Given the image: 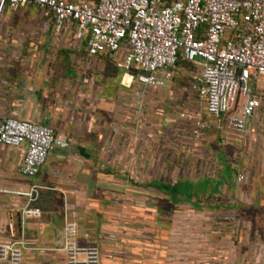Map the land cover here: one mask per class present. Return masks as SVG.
<instances>
[{"label": "crops", "instance_id": "1", "mask_svg": "<svg viewBox=\"0 0 264 264\" xmlns=\"http://www.w3.org/2000/svg\"><path fill=\"white\" fill-rule=\"evenodd\" d=\"M75 32V23L58 27L28 2L16 10L6 8L0 15V122L11 117L44 124L55 137L52 150L33 178L19 172L25 144L12 147L0 143V242L27 243L17 261L0 259V264H83L84 254L56 250L65 243L68 225L73 222L75 243L80 247L95 244L99 264H110L105 251L115 232L118 238L119 226L124 228V218L132 217L133 223L141 221L140 201L145 195L139 187L140 178L130 177V192L126 187L129 182L123 177L125 167L129 169L123 154L135 151L139 145L140 133L133 127L139 118L134 96L126 101V89L136 74L122 67L124 50L90 55L85 39L77 38ZM199 74L198 66L179 59L175 69L160 73L161 86L170 85L177 75L196 79ZM193 89L192 97L186 100L191 106L187 111L203 116L207 125L196 133L199 142L205 143L208 132L226 130L221 120L207 114L203 100ZM130 92L133 95L134 88ZM263 107L264 102L244 132ZM216 179H210V186L216 184ZM222 179L218 184L221 190L226 186L239 190L240 184L234 179L229 185ZM33 183L43 186L30 204L40 212L22 218L28 198L18 192L27 191ZM243 183L242 190L247 191L246 197L238 198L240 206H255L264 212L263 182L259 192L250 190V179ZM149 188L148 199L151 193L156 196V190ZM213 195L219 209L231 206L221 200L225 197L221 191ZM125 199L132 200L131 208L125 206ZM148 212L157 222V210L148 208ZM251 255L245 264H264V250Z\"/></svg>", "mask_w": 264, "mask_h": 264}, {"label": "built area", "instance_id": "2", "mask_svg": "<svg viewBox=\"0 0 264 264\" xmlns=\"http://www.w3.org/2000/svg\"><path fill=\"white\" fill-rule=\"evenodd\" d=\"M23 2L36 5L58 27L75 23V36L85 39L90 55L124 50V69L148 72L135 75L141 84L161 86L160 73L175 69L179 58L198 66L193 88L207 114L230 130L244 132L262 107L264 91H258L255 82L264 77V0H0V15ZM181 116L193 122L195 132L207 125L201 114ZM0 143L25 144L19 172L33 178L55 137L47 125L9 117L0 122ZM42 188L33 183L18 192L28 198L22 218L39 214V208L30 204ZM75 234L73 222L65 243L56 250L82 253L83 264H97L98 249L78 246ZM26 245L23 240L0 242V259L17 261Z\"/></svg>", "mask_w": 264, "mask_h": 264}, {"label": "rangeland", "instance_id": "3", "mask_svg": "<svg viewBox=\"0 0 264 264\" xmlns=\"http://www.w3.org/2000/svg\"><path fill=\"white\" fill-rule=\"evenodd\" d=\"M132 82L126 89V101L134 96L139 118L133 127L139 130V145L135 151L123 154L124 164L129 168L125 167L123 177L129 182L126 187H130V192V177L140 178L139 187L145 197L140 201L141 221L133 223L132 217H125L124 228H118V238L115 232L110 240L105 251L110 264H245L251 253L264 250V212L255 206L242 207L238 199L246 197L247 190H242L245 180L252 181L253 192L260 191L262 182L264 188V107L247 132H229L223 125L227 135L221 130L217 134L211 131L203 143L197 139L193 122L181 116L190 113L187 110L191 106L186 100L192 97L196 82L192 75H177L170 85L159 87L141 84L136 78ZM255 88L264 91V77L257 79ZM224 164L229 168L223 169ZM184 178L190 181L217 178L215 185L206 186L212 192L224 193L221 200L231 206L214 208L210 198L204 199L206 202L198 208L189 204L171 205L159 190L148 199L147 184L154 181L172 184ZM222 178L234 179L240 184L239 190L236 192L235 186L218 188ZM205 195H201V201ZM236 195L237 200H230ZM132 203L131 199H125L126 207L131 208ZM148 208L157 210V222ZM117 256L122 260H114ZM100 261L99 257L97 264Z\"/></svg>", "mask_w": 264, "mask_h": 264}, {"label": "trees", "instance_id": "4", "mask_svg": "<svg viewBox=\"0 0 264 264\" xmlns=\"http://www.w3.org/2000/svg\"><path fill=\"white\" fill-rule=\"evenodd\" d=\"M226 181H227V185H229L231 182L230 180H226ZM209 183H210L209 179L202 178L196 181H190L184 178L172 184L154 181L152 183L147 184L146 186H149L152 189H155L157 191L158 190L163 191L166 195V201H168L171 205L178 204V203L179 204H189V205H192L198 208L200 204L203 203L204 199L205 200L207 199L209 200V198L212 200L214 199L212 190L210 192L208 189L209 186L208 187L206 186V185H210ZM207 190L209 191L208 193H206ZM204 194L206 195L204 198H202V201H201L200 200L201 195L204 196ZM214 201L215 200H213V203ZM218 205L219 204L214 203V206L218 207Z\"/></svg>", "mask_w": 264, "mask_h": 264}, {"label": "water", "instance_id": "5", "mask_svg": "<svg viewBox=\"0 0 264 264\" xmlns=\"http://www.w3.org/2000/svg\"><path fill=\"white\" fill-rule=\"evenodd\" d=\"M130 72L134 73V74H142V75H148V72L147 71H144V70H138L136 68H129Z\"/></svg>", "mask_w": 264, "mask_h": 264}]
</instances>
